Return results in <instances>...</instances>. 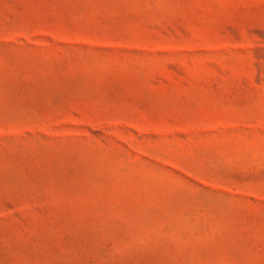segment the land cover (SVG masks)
Instances as JSON below:
<instances>
[{"label": "rangeland", "instance_id": "374dc122", "mask_svg": "<svg viewBox=\"0 0 264 264\" xmlns=\"http://www.w3.org/2000/svg\"><path fill=\"white\" fill-rule=\"evenodd\" d=\"M0 264H264V0H0Z\"/></svg>", "mask_w": 264, "mask_h": 264}]
</instances>
